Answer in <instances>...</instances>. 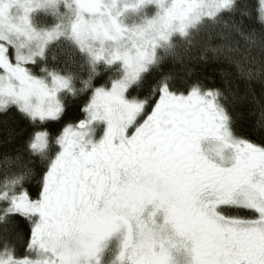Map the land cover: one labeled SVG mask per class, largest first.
<instances>
[{
	"label": "snow or ice",
	"instance_id": "6c2138e0",
	"mask_svg": "<svg viewBox=\"0 0 264 264\" xmlns=\"http://www.w3.org/2000/svg\"><path fill=\"white\" fill-rule=\"evenodd\" d=\"M0 264H264V0H0Z\"/></svg>",
	"mask_w": 264,
	"mask_h": 264
}]
</instances>
